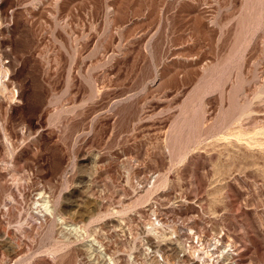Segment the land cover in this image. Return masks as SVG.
Listing matches in <instances>:
<instances>
[{"label":"rangeland","instance_id":"1","mask_svg":"<svg viewBox=\"0 0 264 264\" xmlns=\"http://www.w3.org/2000/svg\"><path fill=\"white\" fill-rule=\"evenodd\" d=\"M0 81V264H264V0H0Z\"/></svg>","mask_w":264,"mask_h":264},{"label":"bare ground","instance_id":"2","mask_svg":"<svg viewBox=\"0 0 264 264\" xmlns=\"http://www.w3.org/2000/svg\"><path fill=\"white\" fill-rule=\"evenodd\" d=\"M0 85H2V82L0 81ZM3 86V85H2ZM237 136V135H236ZM240 136V135H239ZM239 142H240V140H238ZM254 141V140H253ZM252 141V142H253ZM256 141V140H255ZM254 141V142H255ZM238 143V142H237ZM247 143H248V141H247ZM252 144H254V143H252ZM256 145V144H255ZM258 145H261L260 143L258 144ZM250 146V145H249ZM253 146V145H252ZM244 147V146H243ZM244 148H246V147H244ZM247 148H248V146H247ZM252 149V148H251ZM243 165H245V164H243ZM241 166V165H240ZM239 167V166H238ZM242 168V167H241ZM240 168V169H241ZM263 168H264V166H263ZM229 169V168H228ZM236 169V168H235ZM238 169V168H237ZM243 169V168H242ZM241 169V170H242ZM262 169V168H261ZM228 172V171H227ZM230 172V171H229ZM220 173V172H219ZM224 173V172H223ZM218 175H220V174H218ZM223 175H226L225 173L223 174ZM221 177V176H220ZM224 177V176H223ZM217 178V177H216ZM41 194V193H40ZM49 200V199H48ZM47 200V201H48ZM46 203V205H47V202H44V204ZM97 206V205H96ZM104 206V205H103ZM46 208H47V206H45ZM97 208H99V207H97ZM47 210H48V208H47ZM209 210V209H208ZM210 210H211V208H210ZM211 212V211H210ZM212 213V212H211ZM214 214V213H213ZM197 221V220H196ZM64 222V221H63ZM118 224H120V223H118ZM182 224V223H181ZM175 225V224H174ZM118 226V225H117ZM151 226V225H150ZM119 227V226H118ZM152 228V227H151ZM187 228H189V227H187ZM162 229V228H161ZM164 229V228H163ZM162 229V230H163ZM120 230V229H119ZM152 230H153V228H152ZM173 230V229H172ZM72 232H73V235L75 236V238L76 239H78V238H80L81 236H83V235H88V233H87V231H86V228L83 226V225H78V223H74L73 224V229L71 230ZM167 231V230H166ZM192 231V230H191ZM191 231H190V234H191ZM127 232V231H126ZM195 232V231H194ZM215 232V231H214ZM170 233H172V232H170ZM170 233H167V232H161L160 234H159V237H157V239H156V241L155 242H153V243H149L148 242V244H153V248L155 249V251H153V250H151V251H153L154 253H159L163 258H164V260H165V263H166V261H167V263L168 264H175L176 263V261H180V260H177L176 259V261H175V263H173V262H171L170 263V261L171 260H173V259H175V258H177L178 256H179V254H181L180 255V257H183L184 259H181V263L182 264H186V263H188V264H194L195 262H193V252H192V248H193V246H192V248H191V252H192V254L191 253H189L188 255L186 254V252H187V250H186V252H185V249H184V246H183V244L182 243H180V242H178V241H180V240H178L177 239V241H175V235H173V234H170ZM199 233V232H198ZM216 233V232H215ZM223 233V232H222ZM187 234V233H186ZM129 235V234H128ZM173 235V236H172ZM189 235V234H188ZM187 235V236H188ZM202 235V234H201ZM158 236V235H157ZM219 236V235H218ZM180 237V236H179ZM188 237H190V236H188ZM187 237V238H188ZM213 237V236H212ZM221 237V236H220ZM131 238V237H130ZM129 238V239H130ZM155 238V237H154ZM196 238V237H195ZM12 239H13V241H15V242H18V240H19V238L14 234L13 236H12ZM199 239V238H198ZM191 240H192V238H191ZM211 240V239H210ZM150 241H151V239H150ZM183 241H185V240H183ZM190 241V240H189ZM193 241V240H192ZM196 241V240H195ZM201 241V240H200ZM212 241V240H211ZM223 241V240H222ZM181 242H182V240H181ZM186 242V241H185ZM206 242V241H205ZM219 242V241H218ZM89 243V242H88ZM131 243V242H130ZM134 243V242H133ZM142 244V243H141ZM191 244V243H190ZM219 244V243H218ZM131 245V244H130ZM198 245V244H197ZM90 251H93V252H96V251H98V253H100L103 257H106L105 258V264H114V259H113V257L112 256H110V255H107L106 254V250H105V247H104V244H103V241H98V240H96L95 238H93L92 240H91V242L89 243V244H86L85 245ZM150 246V245H149ZM202 246V245H201ZM206 246V245H205ZM210 246V245H209ZM215 247H216V245H214ZM223 246V245H222ZM214 247V248H215ZM186 248V247H185ZM210 248V247H209ZM213 248V249H214ZM226 248V247H225ZM194 249V248H193ZM196 249V248H195ZM198 249V248H197ZM140 249H138V251H139ZM216 250V249H215ZM224 250V249H223ZM226 250V249H225ZM231 250V249H230ZM147 251V250H146ZM213 251V250H212ZM218 251V250H217ZM182 252V253H181ZM188 252H190V251H188ZM196 252V251H195ZM214 252V251H213ZM222 252V251H221ZM220 252V253H221ZM225 252V251H224ZM230 252V251H229ZM142 253V252H141ZM216 253V252H215ZM225 253H228V252H225ZM237 253V252H236ZM137 254V253H136ZM145 254V253H144ZM206 254V253H205ZM204 254V255H205ZM211 254V253H210ZM217 254V253H216ZM232 254V253H231ZM230 253L228 254V255H231ZM138 255V254H137ZM143 255V254H142ZM221 255H223V253L221 254ZM220 255V256H221ZM130 256H131V253H130ZM200 256V255H199ZM198 256V259L200 260L201 258ZM219 256V255H218ZM219 256V257H220ZM225 256V255H224ZM223 256V257H224ZM144 257H145V255H144ZM202 257V256H201ZM197 258V257H196ZM196 258H194L195 260H196ZM213 258V257H212ZM234 257H232V259H233ZM238 258V257H237ZM205 259V258H204ZM221 259V258H220ZM203 260V259H202ZM200 261V263L201 262H203V261ZM223 260V259H222ZM144 261V260H143ZM149 261V260H148ZM187 261H189V262H187ZM104 262V261H103ZM144 262H146V261H144ZM210 262V261H209ZM219 262V261H218ZM217 262V263H218ZM221 262V261H220ZM237 262V261H236ZM166 263V264H167ZM199 263V262H198ZM204 263V262H203ZM216 263V264H217ZM149 264V263H148ZM176 264H180V263H176ZM205 264V263H204ZM214 264V263H213Z\"/></svg>","mask_w":264,"mask_h":264},{"label":"built area","instance_id":"3","mask_svg":"<svg viewBox=\"0 0 264 264\" xmlns=\"http://www.w3.org/2000/svg\"><path fill=\"white\" fill-rule=\"evenodd\" d=\"M145 256L147 258L146 260H152L156 264H166L164 258L159 253H154L153 251L149 250ZM215 257H216V255H215Z\"/></svg>","mask_w":264,"mask_h":264}]
</instances>
